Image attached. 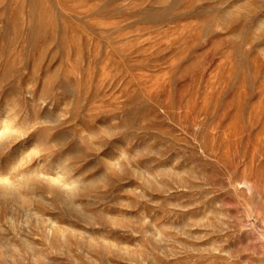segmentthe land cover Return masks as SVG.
Masks as SVG:
<instances>
[{"label": "rangeland", "instance_id": "rangeland-1", "mask_svg": "<svg viewBox=\"0 0 264 264\" xmlns=\"http://www.w3.org/2000/svg\"><path fill=\"white\" fill-rule=\"evenodd\" d=\"M0 264H264V0H0Z\"/></svg>", "mask_w": 264, "mask_h": 264}]
</instances>
